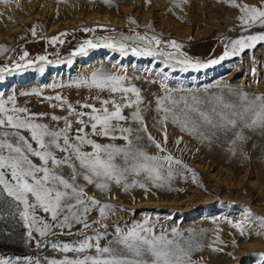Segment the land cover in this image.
I'll return each mask as SVG.
<instances>
[{"label": "rangeland", "instance_id": "obj_1", "mask_svg": "<svg viewBox=\"0 0 264 264\" xmlns=\"http://www.w3.org/2000/svg\"><path fill=\"white\" fill-rule=\"evenodd\" d=\"M236 3L258 6L264 0H236ZM77 14L88 16L89 20ZM94 14L121 17L124 24L118 26L110 20L103 22L98 17L93 18ZM241 15L227 0H108V3L105 0H10L8 5L0 4V49H7L0 51V68L6 70L0 80V93L5 98L15 94L17 106L25 107L31 113L44 114L39 122L63 127V119L56 124L50 117H67L68 105L85 112L90 109L80 107L82 104L100 108L102 105L96 97L110 99V96L107 92L98 93L84 87L53 89L49 85H68L77 78L89 77L94 69L102 67L113 74L126 76L139 89L142 117L154 141L163 145L164 132L167 133L165 153H158L154 144L141 133L145 138L139 143L145 151L171 154L181 161L179 166L173 165L175 174L162 187H154L151 182H146V190L139 186L124 190L111 185L109 191L101 194L89 186L86 197L94 196L101 204L113 206L103 220L106 227L96 224L81 234L78 230L82 225L77 224L71 229V235L67 234V229L54 228L55 235L37 237L41 240L40 248L36 247L35 240L27 239V230L19 217L13 218L8 199L0 197L3 217L0 218V256L31 257L33 261L40 260L41 264L46 258L62 259L65 255L72 258L74 253L54 251L51 243H72L83 236L107 231V238L100 241L103 246L115 235V226L127 228L148 219L157 232L161 229L170 232L174 227L183 239L191 240L192 250L186 258L188 264H264L260 258L264 255V227L258 226L259 221H264V129H243L245 139L233 145V131L217 132L208 139H201L180 132L171 122L156 123V99L165 95L160 86L161 76L157 75L161 71L169 77V88L182 89L173 92L176 97L190 93L219 94L225 100L234 101L236 97L229 94V89L249 97L264 95V42H258L236 56L220 59L225 44L232 39L264 34V27L258 23L243 26L239 22ZM72 17H75L73 25H54ZM141 18L145 19V24L140 23ZM50 24L52 29L49 30L47 25ZM174 25L187 27L188 31ZM137 34L154 35L164 42L175 41L181 45L179 53L210 66L186 72L176 66L173 71L164 67L161 57L137 56L131 53V48L127 54L106 47L88 48L86 54L79 52L86 40L98 42L104 37L119 39ZM165 50L179 54L170 47ZM24 53L28 55L21 60ZM41 56L46 59L40 61ZM212 61L220 62L211 64ZM32 89H38L40 95H20ZM56 95L68 102L63 109L54 107L57 101L44 99ZM132 111L125 108L123 114L130 116ZM78 127L80 125L73 123V134ZM23 134L28 136L26 132ZM91 138L102 144L123 146L125 143L119 139ZM33 159L39 163L38 159ZM140 179L144 182L142 177ZM245 210L258 220H248ZM37 215L52 223L50 214L38 211ZM86 219L90 224L99 219L98 208ZM240 222L246 227L244 236L235 226Z\"/></svg>", "mask_w": 264, "mask_h": 264}, {"label": "snow or ice", "instance_id": "obj_2", "mask_svg": "<svg viewBox=\"0 0 264 264\" xmlns=\"http://www.w3.org/2000/svg\"><path fill=\"white\" fill-rule=\"evenodd\" d=\"M9 3L10 0H0V4ZM105 3H108V0H105ZM227 3L237 7L242 13L239 22L243 26L258 23L264 27V3L258 6L238 4L236 0H227ZM130 41L133 43L130 44ZM258 42H264V34L232 39L225 44V51L220 59L236 56L245 49L254 47ZM100 47L123 54H127L131 48V53L137 56L161 57L164 67L173 71H176V66H180L179 70L182 72L210 66L200 61L194 62L190 57L179 53L181 45L177 42H164L154 35L149 37L137 34L121 36L119 39L104 37L98 42L86 40L79 52L86 54V49ZM166 47L176 49L179 54L166 51ZM27 55L24 53L21 60ZM38 59L44 61L46 58L41 56ZM219 62L212 61L211 64ZM67 63L71 64V61ZM5 71L0 68V80ZM43 71L41 68L40 72ZM157 75L161 76L160 86L165 92V95L156 99L157 124L171 122L179 127L180 132L201 139H208L217 132L233 131V145L245 139L243 129H264V95L249 97L243 92H233L229 89V94L236 97L234 101L225 100L219 94L202 96L190 93L176 97L173 92L182 89L173 90L168 87L167 73L161 71ZM64 86H74L77 89L84 87L98 93L107 92L110 99L97 96V101L102 105L100 108L82 104L80 107L90 109L88 112L76 111L68 105L67 117H50L56 124L63 119L64 126L51 127L39 122L44 118V114L31 113L27 108L17 106L15 94L5 98L4 94L0 93V197L8 199L13 218L18 216L23 222L27 239L35 240L37 248L41 247V240L37 237L55 235L52 231L54 228L67 229V234L71 235V229L77 224L82 225V229L78 230L81 234L83 230L96 224L106 227L103 220L113 206L101 204L94 196L86 197V189L89 186L101 194L109 191L111 185L122 187L124 190L136 186L146 190V182H151L154 187H162L175 174L173 165L181 164V161L174 159L171 154H149L140 145L139 142L146 136L158 153H165L167 133L164 132L163 145L155 142L148 133L140 107V91L126 76L113 74L101 67L94 69L89 77L77 78L68 85H49L53 89ZM20 95L39 96L40 91L32 89L30 92H21ZM44 99L57 101L54 107L61 109L68 104L61 95ZM125 108L133 109L130 116L123 114ZM73 123L80 125L74 134ZM132 124L137 127L134 129ZM25 132L28 136L23 134ZM91 137L111 141L119 139L125 143L123 146L115 143L102 144ZM179 143L178 140L177 144ZM33 158L38 159L39 163L34 162ZM141 177L144 182H141ZM96 208L99 219L90 224L86 216ZM38 211L50 214L52 223L49 224L39 217ZM245 216L248 220H258L251 217L247 210ZM0 218H3L2 213ZM235 226L240 235L244 236V222ZM258 226L264 227V221H259ZM155 227L148 219L127 228L117 225L115 235L103 246L100 241L107 238V231L98 232L95 236H83L72 243L53 241L51 248L54 251L65 254L72 252L75 255L72 258L66 255L62 259L46 258L44 264H188L186 258L192 250L191 240L183 239L182 234L174 227L170 232L163 229L157 232ZM233 245L235 246V241ZM260 258L264 260V255ZM0 264H41V261H33L31 257L0 256Z\"/></svg>", "mask_w": 264, "mask_h": 264}, {"label": "bare ground", "instance_id": "obj_3", "mask_svg": "<svg viewBox=\"0 0 264 264\" xmlns=\"http://www.w3.org/2000/svg\"><path fill=\"white\" fill-rule=\"evenodd\" d=\"M76 13V12H75ZM74 14V13H73ZM85 15H87V14H85ZM76 16H82V15H80V14H77ZM75 16V17H76ZM90 16V15H89ZM91 16H93V15H91ZM75 17H72L71 19H69V20H64V21H61V22H57V24H54L55 26L56 25H59V24H61V23H63L64 25H67V24H69V25H73V24H75V22H74V18ZM82 17H84V19H86V21H88L89 20V18H88V16H82ZM100 18L103 22H105V21H111V22H113V23H115L116 25H118V26H121L122 24H124L123 22V19H121V17H117V16H113V15H107V14H94V16H93V18ZM22 18L23 19H25V17L24 16H22ZM90 19H92V18H90ZM140 23H142V24H145L146 22H145V19L144 18H141L140 19ZM49 26H51V24L50 25H47V28L50 30V28L52 29V27H49ZM55 26H53L54 28H55ZM174 27L175 28H179L180 30H182V31H184V32H186V31H188V28L187 27H182V26H179V25H174ZM53 28V29H54ZM6 35V34H5ZM9 37V36H8ZM80 64H78V66H79ZM81 66V65H80Z\"/></svg>", "mask_w": 264, "mask_h": 264}]
</instances>
